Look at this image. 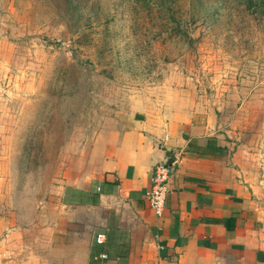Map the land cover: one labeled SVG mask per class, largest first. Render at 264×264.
I'll return each mask as SVG.
<instances>
[{"label": "rangeland", "instance_id": "374dc122", "mask_svg": "<svg viewBox=\"0 0 264 264\" xmlns=\"http://www.w3.org/2000/svg\"><path fill=\"white\" fill-rule=\"evenodd\" d=\"M192 100L260 176L264 0H0V214H74L135 109Z\"/></svg>", "mask_w": 264, "mask_h": 264}, {"label": "crops", "instance_id": "0c3cea01", "mask_svg": "<svg viewBox=\"0 0 264 264\" xmlns=\"http://www.w3.org/2000/svg\"><path fill=\"white\" fill-rule=\"evenodd\" d=\"M164 107L135 109L130 126L110 137L97 171L64 183L95 204L76 203L68 213L58 186L48 204L56 214H0V264H264V171L253 174L243 158L223 154L222 126L211 115L201 119L193 100ZM208 144L220 150L194 149ZM169 159L156 217L145 194L153 167Z\"/></svg>", "mask_w": 264, "mask_h": 264}, {"label": "built area", "instance_id": "2783aa9c", "mask_svg": "<svg viewBox=\"0 0 264 264\" xmlns=\"http://www.w3.org/2000/svg\"><path fill=\"white\" fill-rule=\"evenodd\" d=\"M172 164H167L166 161L157 163L152 170L150 178V186L147 191L146 199L153 214L156 217H161L167 195V183L170 180L172 173ZM96 244L104 242V235L98 234L95 238ZM102 259L106 258L105 255L100 256Z\"/></svg>", "mask_w": 264, "mask_h": 264}, {"label": "trees", "instance_id": "16d2710c", "mask_svg": "<svg viewBox=\"0 0 264 264\" xmlns=\"http://www.w3.org/2000/svg\"><path fill=\"white\" fill-rule=\"evenodd\" d=\"M166 1L167 0H163V3H165L166 4ZM165 13H167V11L165 12ZM167 14H169V13H167ZM211 147H212V145H211ZM211 147H210V145L208 144L207 146H205V147H198V146H195V148L194 149H196V151L197 152H199V153H213V152H217L218 150H220V149H218V148H216V147H213L212 148V150L210 151L209 149H211ZM209 148V149H208ZM208 149V150H207ZM68 192H73L74 193V195L71 197V199L69 200L70 202H72V203H80V204H82V203H85V204H95L96 203V197L95 196H93V195H91V194H88V193H81V192H78V191H74V190H72V189H68L67 190ZM67 193V192H66Z\"/></svg>", "mask_w": 264, "mask_h": 264}, {"label": "water", "instance_id": "95a60500", "mask_svg": "<svg viewBox=\"0 0 264 264\" xmlns=\"http://www.w3.org/2000/svg\"><path fill=\"white\" fill-rule=\"evenodd\" d=\"M173 162V159H169L168 161H167V164H171Z\"/></svg>", "mask_w": 264, "mask_h": 264}]
</instances>
